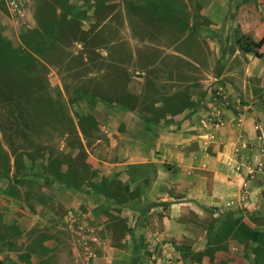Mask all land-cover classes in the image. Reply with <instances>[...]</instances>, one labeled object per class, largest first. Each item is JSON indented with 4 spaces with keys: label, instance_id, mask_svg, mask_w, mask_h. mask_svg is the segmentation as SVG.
<instances>
[{
    "label": "rangeland",
    "instance_id": "rangeland-1",
    "mask_svg": "<svg viewBox=\"0 0 264 264\" xmlns=\"http://www.w3.org/2000/svg\"><path fill=\"white\" fill-rule=\"evenodd\" d=\"M189 3L210 57L226 59L215 73L249 75L264 102V0ZM17 12L0 13V37L46 71L0 43V264H264V207L218 210L211 174L163 158L137 121L109 130L108 107L58 84L80 66L52 42L60 17Z\"/></svg>",
    "mask_w": 264,
    "mask_h": 264
},
{
    "label": "crops",
    "instance_id": "crops-1",
    "mask_svg": "<svg viewBox=\"0 0 264 264\" xmlns=\"http://www.w3.org/2000/svg\"><path fill=\"white\" fill-rule=\"evenodd\" d=\"M192 8L189 0H0V13L62 15L48 32L80 66L61 68V89L108 107L109 130L119 115L128 131L137 121L139 138L163 158L211 174L217 188L207 199L218 210L251 213L264 207V102L249 75L215 73L226 59L210 57ZM64 73L75 75L71 87Z\"/></svg>",
    "mask_w": 264,
    "mask_h": 264
},
{
    "label": "trees",
    "instance_id": "trees-1",
    "mask_svg": "<svg viewBox=\"0 0 264 264\" xmlns=\"http://www.w3.org/2000/svg\"><path fill=\"white\" fill-rule=\"evenodd\" d=\"M62 15L60 16V19L58 20L59 22L62 21ZM264 42V35H262V37H260L255 43L254 45L259 47L262 43ZM0 43L3 44V48L4 50L7 51V53H9V55L11 54L10 51H13L15 57L18 58H24L28 61V64L30 63L31 65L33 64L34 67H42V69H45V67L43 66V64L39 63V61L34 57V55L32 54V52L28 49H26L25 47H13L11 44L9 45V42L4 40L3 38L0 37ZM253 43V42H252ZM7 47V48H5ZM241 48H243L244 50L248 51L250 50L249 47V43L248 42H243L240 45ZM46 73V72H45ZM45 73L42 74V79H43V88L45 86Z\"/></svg>",
    "mask_w": 264,
    "mask_h": 264
},
{
    "label": "built area",
    "instance_id": "built-area-1",
    "mask_svg": "<svg viewBox=\"0 0 264 264\" xmlns=\"http://www.w3.org/2000/svg\"><path fill=\"white\" fill-rule=\"evenodd\" d=\"M260 164H261V163H260ZM260 164L258 165V167H260V166H261ZM249 171H251V170H249Z\"/></svg>",
    "mask_w": 264,
    "mask_h": 264
}]
</instances>
